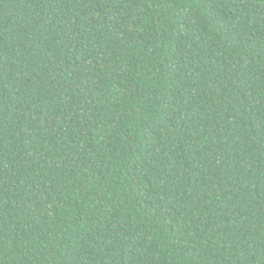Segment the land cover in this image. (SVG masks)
I'll use <instances>...</instances> for the list:
<instances>
[{
  "label": "trees",
  "instance_id": "obj_1",
  "mask_svg": "<svg viewBox=\"0 0 264 264\" xmlns=\"http://www.w3.org/2000/svg\"><path fill=\"white\" fill-rule=\"evenodd\" d=\"M0 264H264V0H0Z\"/></svg>",
  "mask_w": 264,
  "mask_h": 264
}]
</instances>
